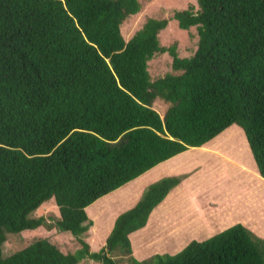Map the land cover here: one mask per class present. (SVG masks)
<instances>
[{"label":"trees","instance_id":"obj_1","mask_svg":"<svg viewBox=\"0 0 264 264\" xmlns=\"http://www.w3.org/2000/svg\"><path fill=\"white\" fill-rule=\"evenodd\" d=\"M139 0H0V264H264V238L237 222L180 251L133 255L129 235L186 174L150 183L119 213L105 244L85 238L86 207L232 124L264 178V0H195L171 18L196 27V49L161 45L171 18L121 26ZM168 52L173 73L151 78ZM156 99L168 106L161 115ZM54 200V225L80 244L62 252L39 238L4 256L6 233L51 227L34 213Z\"/></svg>","mask_w":264,"mask_h":264},{"label":"rangeland","instance_id":"obj_2","mask_svg":"<svg viewBox=\"0 0 264 264\" xmlns=\"http://www.w3.org/2000/svg\"><path fill=\"white\" fill-rule=\"evenodd\" d=\"M139 2L140 10L122 23L125 39L148 17L171 18L174 10L186 8L195 0ZM158 37L161 45L176 42L180 56L192 55L198 38L196 27L182 30L172 18ZM148 69L152 79L173 73L168 52L155 54L148 63ZM167 106L168 103L160 99L153 103L161 115ZM178 174H186L187 177L167 196L164 210L158 204L150 213L145 228L133 232L130 240L136 258L143 259L153 253L174 254L191 240H204L242 220L264 228V178L257 171L242 129L232 124L203 146L189 147L92 202L86 208L92 225L81 237L89 242L93 251L99 250L105 244L116 216L134 206L150 183ZM40 215L51 227L41 225L35 229L6 233L2 245L4 256L39 238L48 239L65 253L80 247L69 231L59 230L54 225L59 212L52 198L35 211L34 216ZM207 219L215 221L213 229ZM196 224L200 226L197 230ZM201 226L205 227L202 231ZM78 264L98 263L86 258Z\"/></svg>","mask_w":264,"mask_h":264},{"label":"crops","instance_id":"obj_3","mask_svg":"<svg viewBox=\"0 0 264 264\" xmlns=\"http://www.w3.org/2000/svg\"><path fill=\"white\" fill-rule=\"evenodd\" d=\"M177 187V186H176ZM173 189H175V188H173ZM172 189V190H173ZM171 190V191H172ZM170 191V192H171ZM170 192L167 194V196L170 194ZM167 196L163 199V201L161 202V203H159V206H162V207H160V209H163L165 206H166V198H167ZM87 208V207H86ZM164 210V209H163ZM205 218V217H204ZM150 218H148V220H149ZM206 222H208V225L211 223V229H213V226H214V223H215V221H213L212 219H207L206 220ZM147 223H148V221H147ZM241 223H243L245 226H247L249 229H251L252 231H254L257 235H259V236H261V237H263L264 238V228H263V226H258V224H249L248 222H246L245 220H242L241 221ZM197 225H199V224H196V229L195 230H197L198 229V227H200V226H197ZM146 226V225H145ZM145 226L143 227V228H145ZM193 226H195V224H193ZM208 226H206V228H207ZM143 228H141V229H143ZM205 227L203 226H201V228H200V231H202L203 229H204ZM202 229V230H201ZM138 230H140V229H138ZM223 230V229H222ZM135 232V231H134ZM132 234H133V232L129 235V238H131V240H132ZM178 234H180V235H182L180 232L178 233ZM134 244H136L135 243V240H134ZM133 245V244H132ZM133 252H134V245H133ZM143 253H145V252H141V254H143ZM154 254V253H153ZM152 255V254H151ZM150 256V255H149Z\"/></svg>","mask_w":264,"mask_h":264}]
</instances>
